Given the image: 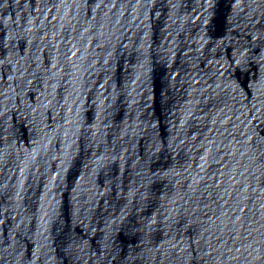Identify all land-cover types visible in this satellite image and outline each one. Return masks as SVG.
Masks as SVG:
<instances>
[{"label":"water","instance_id":"1","mask_svg":"<svg viewBox=\"0 0 264 264\" xmlns=\"http://www.w3.org/2000/svg\"><path fill=\"white\" fill-rule=\"evenodd\" d=\"M0 264H264V0H0Z\"/></svg>","mask_w":264,"mask_h":264}]
</instances>
